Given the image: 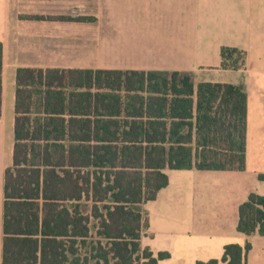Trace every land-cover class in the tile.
<instances>
[{
    "label": "trees",
    "instance_id": "trees-1",
    "mask_svg": "<svg viewBox=\"0 0 264 264\" xmlns=\"http://www.w3.org/2000/svg\"><path fill=\"white\" fill-rule=\"evenodd\" d=\"M219 57L220 68L238 70L246 54L222 46ZM1 73L0 42V115ZM245 145L242 84H194L180 71L18 67L0 264H158L168 253L141 238L144 204L168 184L165 171H243ZM236 230L264 237V195L238 206ZM249 249L226 244L220 259L197 264H245Z\"/></svg>",
    "mask_w": 264,
    "mask_h": 264
},
{
    "label": "crops",
    "instance_id": "crops-1",
    "mask_svg": "<svg viewBox=\"0 0 264 264\" xmlns=\"http://www.w3.org/2000/svg\"><path fill=\"white\" fill-rule=\"evenodd\" d=\"M0 42V262L15 71L57 67L180 71L194 84H242L244 170H166L168 184L144 204L149 226L141 245L168 253L158 264H197L220 259L226 244L248 242L245 264H264V237L236 230L238 206L250 193L264 195L257 178L264 173V0H0ZM222 46L243 50L244 67L220 68Z\"/></svg>",
    "mask_w": 264,
    "mask_h": 264
},
{
    "label": "rangeland",
    "instance_id": "rangeland-1",
    "mask_svg": "<svg viewBox=\"0 0 264 264\" xmlns=\"http://www.w3.org/2000/svg\"><path fill=\"white\" fill-rule=\"evenodd\" d=\"M97 62H101V64H105V63H110V62H114V61H110L107 59H101V61H97ZM3 142H4L3 143V145H4L3 162L5 165L8 166L11 163V147H12V142H13L12 127H10L7 131H5Z\"/></svg>",
    "mask_w": 264,
    "mask_h": 264
}]
</instances>
